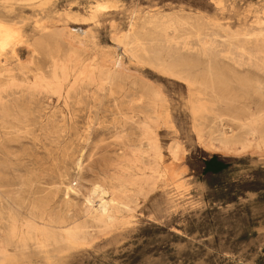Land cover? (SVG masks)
I'll list each match as a JSON object with an SVG mask.
<instances>
[{
  "label": "rangeland",
  "instance_id": "obj_1",
  "mask_svg": "<svg viewBox=\"0 0 264 264\" xmlns=\"http://www.w3.org/2000/svg\"><path fill=\"white\" fill-rule=\"evenodd\" d=\"M0 24L19 35L0 54V264H264V0H0ZM133 34L214 78L213 130L244 150L197 143L193 92L131 58ZM92 185L113 221L86 216Z\"/></svg>",
  "mask_w": 264,
  "mask_h": 264
},
{
  "label": "bare ground",
  "instance_id": "obj_2",
  "mask_svg": "<svg viewBox=\"0 0 264 264\" xmlns=\"http://www.w3.org/2000/svg\"><path fill=\"white\" fill-rule=\"evenodd\" d=\"M105 8L106 7L103 5L98 6V9H100V10H105ZM173 23H175V22H173ZM159 26H160V23H159ZM164 26H166V25H164ZM157 28L160 29V27H157ZM159 29H156V30H159ZM167 30H168V28H167ZM161 32H162V30H161ZM144 34H146V32L143 33V35ZM145 36H148V34H146ZM149 37H148V39L145 37L147 40L143 41L144 38H143V40H141L138 37V35L133 34V35L126 38L127 42L124 44V46L129 47V49H127V52L130 54V57L133 58L135 61H137L139 64H141L145 67H148L151 70H153V71H155V72H157V73H159L165 77H170V79L175 78L176 80L183 82L187 86V89L189 91H191V93L193 92L191 94V98H190V112H191V115L193 117L192 129L195 133L197 143L200 144L205 150H207L209 152L229 153L233 149H235L236 147H239L242 150H244L246 147L245 144H246L247 140L243 136L235 138L234 136H236V135L234 133H232L233 135L232 134L228 135L227 133L223 132L222 130H218L216 132L217 133L216 134L215 131L213 130L212 125L215 126V123L218 124V128L219 127L222 128V126H221V123L223 122L222 117H224L226 115L224 112H218V111L210 110V108L207 105L208 102H204V98H202L203 91L207 90V89H211L215 85L214 78L208 73L207 75H209V77L197 79V77H195L193 75V73H191L189 70L194 66L193 64H195L191 61L174 60L168 64L165 63L161 59L159 54L152 50L151 45L154 42V40L149 39ZM243 38H245V37H243ZM18 39H19L18 33H16L13 29L7 28V27L0 24V54L3 53L4 51H6V49H9V48L11 50L14 49ZM170 42H171V40L170 41L166 40V43L170 44ZM173 44H172V46H173ZM181 45L183 46V48H185V47H188L189 44L186 43V41H184ZM249 60L250 59L248 58V61ZM252 62H254V61L252 60ZM178 68L181 70L176 71V69H178ZM195 69H197V67ZM194 72H196V70ZM194 91H196V92H194ZM210 92L212 93V89L210 90ZM210 92H207V93H210ZM257 93H258V91H257ZM213 98H214V96H213ZM211 100H213V99H211ZM166 109H168V108H166ZM209 117H211V120H209ZM224 119H225V117H224ZM242 120H243V118H242ZM242 120H240V119L234 120V121H236V126H238L239 132L245 131L244 136H247V137L250 136V137H252V139L254 141L255 137H256V131L252 127V123L251 122H242ZM226 122H227V120H226ZM231 122H232V120H231ZM216 127L217 126H215V128ZM256 141H258L259 144H264V140H262L260 137H258ZM148 147H149L150 152L153 154L154 159L160 160L161 153H160V148H159V145H158L156 138H150L149 139ZM176 153H177V147L172 151L173 157H175ZM151 160H152V158H151ZM69 190H72V188L71 187L68 188V191ZM106 195H108V191L102 186L92 185L88 189L87 194L85 195V199H84L87 217L89 215L90 216L93 215L94 217H97L99 219V221H109L110 222V221L114 220L115 217H114L113 211L114 210L118 211L119 206H122V204L117 202V200H115L113 197H111V200L105 201L104 199H105ZM110 195H113V193H111ZM86 222L88 223V221H86ZM65 228H66L65 226L59 227V229L62 230V233L58 237V242L65 243L69 246H73V245L79 244L80 242H82L86 239L87 232H86L85 226H77L74 228H68V229L64 230ZM50 240H53L55 242L56 238L49 237L48 235H45V242H49ZM80 244H82V243H80ZM6 256H8V255H6ZM4 257H2L3 262L6 259V258L4 259Z\"/></svg>",
  "mask_w": 264,
  "mask_h": 264
}]
</instances>
